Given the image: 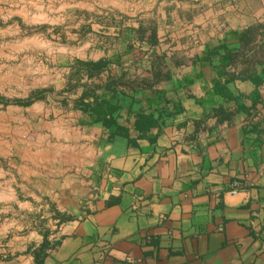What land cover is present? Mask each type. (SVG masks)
<instances>
[{"label":"crops","instance_id":"0c3cea01","mask_svg":"<svg viewBox=\"0 0 264 264\" xmlns=\"http://www.w3.org/2000/svg\"><path fill=\"white\" fill-rule=\"evenodd\" d=\"M47 6L71 33L24 85L58 94L12 105L0 264H264V0Z\"/></svg>","mask_w":264,"mask_h":264},{"label":"rangeland","instance_id":"374dc122","mask_svg":"<svg viewBox=\"0 0 264 264\" xmlns=\"http://www.w3.org/2000/svg\"><path fill=\"white\" fill-rule=\"evenodd\" d=\"M43 1L45 4L42 6L37 4L36 0H0V96L2 97L26 98L40 89L28 90V87L24 86L28 85L32 76L37 74L34 70L37 68L35 63L41 57L39 49L47 48L54 52L56 35L61 34L65 37L66 32L71 33L69 27L71 22L61 26L56 24L53 7L47 6L48 0ZM245 56V53L235 56L236 63H246L250 66L263 57V52L260 50L244 58ZM77 77V72L64 75V78L68 79L69 90L74 85L71 80ZM42 89H48L46 93L52 97L60 90L54 84ZM12 105L16 104L4 105L0 102V154H2L0 155V189L7 177L4 172L23 142V123L18 120L22 111Z\"/></svg>","mask_w":264,"mask_h":264},{"label":"trees","instance_id":"16d2710c","mask_svg":"<svg viewBox=\"0 0 264 264\" xmlns=\"http://www.w3.org/2000/svg\"><path fill=\"white\" fill-rule=\"evenodd\" d=\"M217 54H215V52H210L208 54V56H216ZM222 59V57L219 56V60ZM227 80V79H226ZM48 89H37L34 93H32L30 96L26 97V98H6V97H2L0 96V102H2L4 105H8V104H16V105H22V106H27L30 105L31 103H33L35 100L41 99L44 94L46 92H48ZM153 124V118L152 116L149 115H140L137 119V124L136 126H138V128L141 129L142 126H145L146 128L151 127V125ZM144 127V128H145ZM63 219V218H61ZM46 243L44 242L42 244V246H40V248L38 249V251L36 252V262L35 264H40L41 263V257L44 256V248L46 247Z\"/></svg>","mask_w":264,"mask_h":264}]
</instances>
